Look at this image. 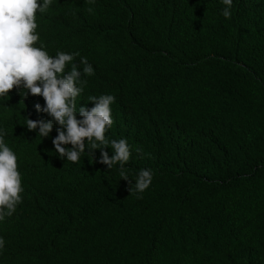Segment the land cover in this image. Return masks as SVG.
Segmentation results:
<instances>
[{
    "label": "trees",
    "instance_id": "obj_1",
    "mask_svg": "<svg viewBox=\"0 0 264 264\" xmlns=\"http://www.w3.org/2000/svg\"><path fill=\"white\" fill-rule=\"evenodd\" d=\"M223 8L53 0L37 12V46L79 52L94 68L77 109L114 95L105 136L132 147L130 181L149 168L153 180L129 192L98 148L61 159L58 124L43 139L24 125L52 119L43 97L14 87L0 98V126L23 192L0 221V264H264V0H233L230 18Z\"/></svg>",
    "mask_w": 264,
    "mask_h": 264
},
{
    "label": "clouds",
    "instance_id": "obj_2",
    "mask_svg": "<svg viewBox=\"0 0 264 264\" xmlns=\"http://www.w3.org/2000/svg\"><path fill=\"white\" fill-rule=\"evenodd\" d=\"M52 3L53 0H0V98L9 97V91L14 87L20 95L23 91V97L29 94L42 96L45 101L42 111L52 119L45 122L25 116L27 130H35L43 139L50 136L55 122L60 127L52 144L61 159L76 163L86 147L98 148V162L107 169L118 165L120 178L129 180L124 168L130 161L132 147L124 138L109 140L105 136L113 125L111 105L115 96H92L87 101L94 102V106L89 109L79 104L77 109L76 98L86 83L82 77L93 75V66L79 52L57 50L54 55H49L43 42L37 46L36 14H44ZM221 3L224 5L221 14L230 18L233 0H221ZM77 56H80L82 68L74 62ZM34 107L41 110L39 103ZM6 135L0 126V221L13 215L23 192L17 154L6 143ZM105 147L110 148L111 155ZM152 180V169H140L134 182L129 180V192L133 191L131 185L134 183L135 193L142 194ZM4 245V237L0 236V252Z\"/></svg>",
    "mask_w": 264,
    "mask_h": 264
}]
</instances>
